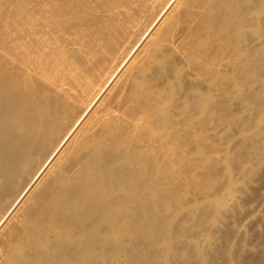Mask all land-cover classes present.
Instances as JSON below:
<instances>
[{
	"label": "bare ground",
	"instance_id": "6f19581e",
	"mask_svg": "<svg viewBox=\"0 0 264 264\" xmlns=\"http://www.w3.org/2000/svg\"><path fill=\"white\" fill-rule=\"evenodd\" d=\"M263 180L264 0H0V264H264Z\"/></svg>",
	"mask_w": 264,
	"mask_h": 264
},
{
	"label": "rangeland",
	"instance_id": "374dc122",
	"mask_svg": "<svg viewBox=\"0 0 264 264\" xmlns=\"http://www.w3.org/2000/svg\"><path fill=\"white\" fill-rule=\"evenodd\" d=\"M237 137V136H236ZM236 137H230L231 139H229V143H230V141H231V143H233L232 141H234L235 139H237ZM236 141V140H235ZM221 142H223V141H221ZM228 143V144H229ZM230 143V144H231ZM224 156V155H223ZM228 156V155H227ZM229 157H230V155H229ZM235 172V173H234ZM233 173H234V176H235V174H236V178H240V174H239V170H237V169H235V171H233ZM238 174V175H237ZM222 175V174H221ZM238 176V177H237ZM223 177V178H222ZM222 177H219V178H221V180H219L218 179V181H219V184H220V181H221V183L223 184V182H224V180L225 179H227L226 178V175L224 176H222ZM242 177V176H241ZM222 179H224V180H222ZM239 180V181H238ZM223 181V182H222ZM240 181H242V179L240 178V179H237V186H239V184L241 183ZM225 182H226V180H225ZM225 182H224V184H225ZM239 182V183H238ZM260 182H261V184H262V186H261V184H260ZM259 183H255V184H257L256 186H255V184H254V186H255V188H256V190H254L255 188H254V186H252L251 185V187H253V189L251 188V190H253L254 191V193H252L253 191H249L248 190V192H246V194H244L245 196L247 195V207H246V205H244V209L243 208H241V209H243L242 210V212H239L238 213V215H237V217L235 218L236 220H237V222H235V224H234V227H237V225H238V227H239V229H241L242 228V230L243 231H247V229H248V231H250V233L249 234H253V233H255V232H251V230H255V229H259V230H264V222L263 221H261L260 222V219H259V221H258V218L261 216V215H264V187H263V183H264V180H263V182L262 181H260ZM240 185H242V183L240 184ZM258 186V187H257ZM249 188V189H250ZM256 191V192H255ZM223 191H221V193H222ZM250 192V193H249ZM220 193V194H221ZM219 194V193H218ZM219 194V195H220ZM213 195V194H212ZM222 195H220V197H221ZM256 196V197H255ZM211 197V196H210ZM207 198V199H209L208 201L209 202H211V198ZM248 197H250L249 199H251V200H249L248 199ZM207 199L206 198H204V201H203V203H206L207 202ZM206 200V201H205ZM251 201V203H249ZM209 202H207V203H209ZM260 202V203H259ZM206 203V204H207ZM252 204V205H251ZM210 205V204H209ZM208 205V206H209ZM250 206V207H249ZM253 206V207H252ZM250 210H249V209ZM252 208V209H251ZM247 209V210H246ZM262 212V213H261ZM254 213V214H253ZM261 214V215H260ZM246 215V216H245ZM258 215H260V216H258ZM257 216V217H256ZM240 217V218H239ZM238 218V219H237ZM253 221V222H252ZM252 222V223H251ZM257 223V224H256ZM260 223H262V225H263V227H262V225L260 224ZM240 224V225H239ZM255 224V225H254ZM260 224V225H259ZM241 225H242V227H241ZM252 225V226H251ZM255 226V227H254ZM256 227H258V228H256ZM244 228V229H243ZM253 235H255V234H253ZM253 235H250V237H247V238H249V240H248V243L249 242H251V243H254L253 241L255 240V236H257V235H255V236H253ZM204 238V237H203ZM251 238H253L252 240H250ZM206 239L204 238L203 240H202V238H200L199 239V241H198V245L200 246V247H203V246H206ZM256 241V240H255ZM255 243H257V242H255ZM204 244V245H203Z\"/></svg>",
	"mask_w": 264,
	"mask_h": 264
}]
</instances>
